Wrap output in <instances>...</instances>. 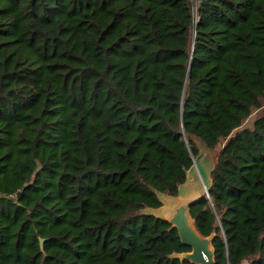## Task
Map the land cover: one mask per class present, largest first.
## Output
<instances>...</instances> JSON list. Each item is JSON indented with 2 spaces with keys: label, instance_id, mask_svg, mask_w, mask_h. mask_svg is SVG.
Instances as JSON below:
<instances>
[{
  "label": "trees",
  "instance_id": "obj_1",
  "mask_svg": "<svg viewBox=\"0 0 264 264\" xmlns=\"http://www.w3.org/2000/svg\"><path fill=\"white\" fill-rule=\"evenodd\" d=\"M263 98L264 0H0V264H196L142 210L195 138L215 264H264Z\"/></svg>",
  "mask_w": 264,
  "mask_h": 264
},
{
  "label": "water",
  "instance_id": "obj_2",
  "mask_svg": "<svg viewBox=\"0 0 264 264\" xmlns=\"http://www.w3.org/2000/svg\"><path fill=\"white\" fill-rule=\"evenodd\" d=\"M199 157V153L193 156L192 163L186 169L185 179L179 183L176 194L158 190L156 193L160 204L146 206L142 210L168 220L172 227H176L180 241L189 245L190 249L174 251L172 255L185 257L196 264H215L211 244L214 232L201 234L190 213V203L209 191V170ZM42 240L43 238L40 237V245Z\"/></svg>",
  "mask_w": 264,
  "mask_h": 264
},
{
  "label": "rangeland",
  "instance_id": "obj_3",
  "mask_svg": "<svg viewBox=\"0 0 264 264\" xmlns=\"http://www.w3.org/2000/svg\"><path fill=\"white\" fill-rule=\"evenodd\" d=\"M264 102V98H263ZM264 105V104H263ZM258 112V109H254L250 116L244 120V124H251L254 115ZM222 141V140H221ZM195 142L198 145V153L200 154V160L202 161L203 165L209 170L215 160L216 152L219 147L217 144L214 148L206 147L199 139L195 138Z\"/></svg>",
  "mask_w": 264,
  "mask_h": 264
},
{
  "label": "crops",
  "instance_id": "obj_4",
  "mask_svg": "<svg viewBox=\"0 0 264 264\" xmlns=\"http://www.w3.org/2000/svg\"><path fill=\"white\" fill-rule=\"evenodd\" d=\"M240 264H247V260L246 259H243Z\"/></svg>",
  "mask_w": 264,
  "mask_h": 264
}]
</instances>
